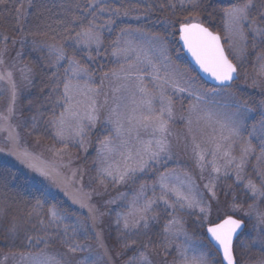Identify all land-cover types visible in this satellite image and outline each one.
I'll list each match as a JSON object with an SVG mask.
<instances>
[{
    "label": "snow or ice",
    "instance_id": "1",
    "mask_svg": "<svg viewBox=\"0 0 264 264\" xmlns=\"http://www.w3.org/2000/svg\"><path fill=\"white\" fill-rule=\"evenodd\" d=\"M25 2L37 20L27 29ZM18 3L13 36L0 34V86H6L0 97L8 95L0 112V132L7 133L0 191L39 195L27 212L36 218L34 232L15 216L0 227V247L14 264H264V0H164L155 6L163 27L152 34L139 25L114 27L140 20L132 3L61 5L58 27L42 19L49 10L33 0ZM151 11L146 5L143 15ZM173 42L220 86L212 91L228 93L227 114L208 107L206 94L171 59ZM17 46L9 67L6 58ZM32 53L40 55L30 64L24 57ZM13 69L27 86L41 77L47 104L36 107L30 93L20 92ZM185 97L191 98L186 109ZM14 118L52 142L48 151L57 163L19 149ZM90 147L95 174L86 183ZM72 149L85 154L76 157L79 165ZM182 155L192 161L189 171ZM120 186H131V197ZM49 199L57 202L45 208ZM10 206L6 197L0 202V221ZM54 245L64 251L48 252ZM252 250L259 260L246 255ZM86 251L88 257L78 255Z\"/></svg>",
    "mask_w": 264,
    "mask_h": 264
},
{
    "label": "rangeland",
    "instance_id": "2",
    "mask_svg": "<svg viewBox=\"0 0 264 264\" xmlns=\"http://www.w3.org/2000/svg\"><path fill=\"white\" fill-rule=\"evenodd\" d=\"M107 2L112 4L113 6H119L120 4H123L125 7H127L129 3H132L139 13L144 11V8H145L146 5L149 6V7H152L154 9V11L150 12L151 13L150 18H148L147 16H144V15H141V18H140L139 21L134 20V19L125 18V19H123V21H118L117 25L114 26L116 28H119V27L125 26L127 24H131L133 26L139 25L140 27L143 28L145 33L152 34L154 32H152L151 29H150L151 25H146L147 21L149 23V20L151 18H153L152 12H154V13L156 12V13L161 14V10L159 8H156L155 6L158 5L159 3L164 2V0H107ZM154 23L156 24V26L158 25V23H156V20L154 21ZM156 32H158V31H156ZM114 34L115 33H113V35ZM106 35H107V33H106ZM249 42H251V41H249ZM145 47H147V46L145 45ZM226 48H227V45H226ZM18 50L19 49L15 50V51H11V55L6 58L7 66L11 67V65L13 63V58L15 56V52L18 51ZM257 51H258V49H257ZM168 55L171 57V59L173 61H175V63L179 66L181 71L187 73L188 78H190L191 81H192V86L195 87L196 89H198L199 91H202V92H204L206 94L205 99H206V103H207L208 107H210L214 111H219V112H221L223 114H227L228 113V111H229V109L227 107V104H228V93L226 91H223V92L222 91H215L214 92V91L205 90V89L200 88L198 86V84H196L195 81L192 78V76H193L192 70L190 68L187 69L184 66L183 60L184 59L186 60V58L184 57L183 53H179L177 51V49L174 47V42L169 46ZM251 57H252V53L250 51L249 59H251ZM105 63H108V62L105 61ZM112 66L113 65L109 64V67H112ZM13 71L15 72V76H16V80H17V84H18V88H19L20 92L23 95L28 94L30 89L32 88V86H27L26 82H23V81L20 80L19 72L16 71L15 69H13ZM0 87H6V86H0ZM246 91L254 92V91H258V90H253L251 88H248V89H246ZM190 99L191 98H189V97H185V99H184L185 109L187 108V105H188ZM255 99H256L257 102H259L260 97H259L258 94L255 96ZM20 102H21V100H18V102H17V113H19V109L21 107L20 106ZM7 103H8V95L5 92V94L2 97H0V112H4L5 111ZM176 107L179 108L180 105L177 104ZM11 123H12V126L14 128H16V130L19 132V149L20 150L29 151L30 153L35 155L42 163L52 164V163H57L58 162V158L54 157L52 155V153L48 151V148H49V146L52 143L50 140H48L46 138H38L37 133L32 132L31 129L18 127L17 126L18 125V120L16 118H14ZM176 130L177 131H181L182 130V125H180L179 121L177 122ZM30 132H31V135L29 134ZM6 135H7L6 132H0V146H4V137ZM71 151H72V154H73V165L74 166L75 165H79L81 163V160L80 159H76V157L79 156V157L82 158V157L85 156V154L82 153V152H78L75 149H72ZM89 153H90V155H89ZM94 156H95L94 147H90L89 151H88V154H87V158H88L87 167H88L89 171L87 173L86 183H87V180L91 176H93L95 174L93 171H91V169L94 168V165H92V163H91L92 158ZM184 165H187V167H184ZM169 166L170 167H176V165L174 163H172V162H170ZM181 167L183 168L184 171H189L192 168V161H191L190 157H185L183 155L181 156ZM177 170L180 171L181 169L178 168ZM66 175L69 178H71V173L70 172H66ZM197 175H198V172H197ZM153 179H154V176H150L148 178L147 182H148L149 185L152 184ZM230 182L231 181H229V183ZM198 183L201 184V190H203L202 189V184L204 183V181H198ZM118 190L126 191L128 193V195H129V197H131V195L133 194V192L131 190V186H120V188ZM53 191L57 192V190L55 188H53ZM58 194H60V193H58ZM113 194L115 195V191L113 192ZM112 207L115 208L116 205H113ZM77 210H78L77 212L80 213L81 210H79V209H77ZM82 215L83 214H81V218H82ZM184 218L189 221V224H191V219L189 217L185 216ZM107 220H108V218L106 217L105 218L106 222H105L104 227H107ZM31 221L34 224L36 222V218L32 217ZM30 227L32 229H29V227L26 228V229L29 230L30 232H34L36 230L32 226H30ZM37 227H38V225H37ZM190 231H191V229H190ZM91 243H93V246H95L94 242H91ZM109 245H111V241H109ZM32 251L33 252L39 251V246H37L36 248L32 249ZM47 251L51 253V252H56V251H64V249L61 248L59 245H54L53 247H50ZM5 255L9 256V259L6 261V264H14V261L11 258V253L0 254V259H2ZM78 255L81 258H85V257L89 256V253L86 251V252H83V253H79ZM246 255L251 257L253 260H259L261 258V254L257 250L249 251L248 253H246Z\"/></svg>",
    "mask_w": 264,
    "mask_h": 264
},
{
    "label": "trees",
    "instance_id": "3",
    "mask_svg": "<svg viewBox=\"0 0 264 264\" xmlns=\"http://www.w3.org/2000/svg\"><path fill=\"white\" fill-rule=\"evenodd\" d=\"M33 2L37 5L42 6L43 9H47L49 11H44V17H47V23H51L53 27H58V21L64 19V13H65V8H62L61 5H69L70 3L73 2H79L81 4L85 3L86 0H33ZM20 7V3H18V0H8L6 5H0V34H7L9 36H13V29L17 27V22L15 20L16 13L14 11L15 8ZM26 14V20L21 22V25L24 26L26 29L27 28H32L34 25L37 23L36 20V8H29L28 4L25 2L24 3V8L23 10ZM69 11H75V9H69ZM154 11V9H153ZM141 15H143V12H140ZM150 18L151 13H148V15H144ZM153 18L149 20V23L147 21L146 25H151L150 29L152 32L160 31L163 27L161 24V21L165 19V16L163 14L159 13H154L152 12ZM156 20V23L154 21ZM215 24L217 27H222L221 23L219 20L215 21ZM31 39H37V40H43L44 37L42 36H37V37H29V40ZM174 47L177 49L179 53H182L179 46L175 44L174 42ZM19 49V46H17L16 49H13L12 51H15ZM39 53H32V55L25 56L24 59L28 63L32 64L34 61H36L39 58ZM183 64L187 69H191L193 73V80L195 81L196 84L202 89L205 90H210L212 91V87L207 86L204 84L196 75V73L193 71V69L190 67V65L187 63V61L184 59ZM35 86H32L30 89L29 93L31 94V97L33 101L35 102L36 107H40L41 104H47V101L44 99V93L40 92V87H41V77L38 75L35 78L34 82ZM45 91H48L45 89ZM28 93V94H29ZM26 94V95H28ZM23 105H27V101H23ZM20 106H22V102H20ZM41 111H47V108H41ZM40 119H47V116H43ZM91 153V152H90ZM89 153V155H90ZM3 158V157H0ZM10 159V158H9ZM51 191L53 193H56L58 196V201L60 203H65L68 204L69 202L66 201V198H64L61 194H58L56 191H53V188H51ZM38 193L34 194H28L24 192H20L18 189H8L6 192L5 191H0V202H3L5 197L7 198L8 201L11 202V206L9 208V216L3 220L0 221V227H6L8 220H10L13 216L18 217L20 223L22 224V228L26 229L29 227V229H32L30 226H32L33 222L31 219L29 220L27 216V212L31 210L32 204L34 203V197L38 196ZM13 198H15L14 202ZM57 201H52L48 200V202L45 204V208H47L51 203H55ZM74 211H78L75 206H72ZM25 221H28L25 223ZM0 234H2V231H0ZM21 235H24V232H21ZM3 241H0V244H2ZM3 253H10L8 249L0 247V254Z\"/></svg>",
    "mask_w": 264,
    "mask_h": 264
},
{
    "label": "water",
    "instance_id": "4",
    "mask_svg": "<svg viewBox=\"0 0 264 264\" xmlns=\"http://www.w3.org/2000/svg\"><path fill=\"white\" fill-rule=\"evenodd\" d=\"M184 57L186 58V61L188 62V64L192 67V69L194 70V72L196 73V75L198 76V78L207 86H210L212 88H220L219 85H216V83L214 81H212L209 77H207L205 74H203L202 72H200L198 66H196L194 64V62L191 61V58L188 57L187 53L180 47Z\"/></svg>",
    "mask_w": 264,
    "mask_h": 264
}]
</instances>
